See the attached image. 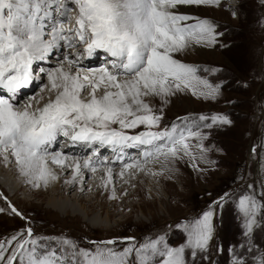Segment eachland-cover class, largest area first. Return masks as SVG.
<instances>
[{"label": "snow or ice", "instance_id": "6c2138e0", "mask_svg": "<svg viewBox=\"0 0 264 264\" xmlns=\"http://www.w3.org/2000/svg\"><path fill=\"white\" fill-rule=\"evenodd\" d=\"M222 3L223 0H0V157L5 162L14 158L20 175L34 188L57 179L49 168V157L52 164L60 167L72 161L68 164L73 172L72 180L66 181L69 184L77 179L83 182V169L96 173L105 164L92 158L81 162L62 152H50L61 135L73 144L109 147L115 159L123 161L121 178L130 170L155 176L158 173L148 164L168 162L181 153L195 160L193 149L203 159L207 136L201 127L230 125L229 118L222 114L180 117V123L173 121L160 129L162 117L145 98L160 97L167 103L169 96L186 92L216 97L220 85L209 83L197 74V66L176 59L174 54L194 45H215L222 35L212 21L182 13L179 7H220ZM73 11L75 16L70 17ZM71 19L74 25L66 27ZM60 47L72 49L63 56L69 70L65 71L62 62L47 72L40 68L34 75V63L46 60ZM100 52L108 58L104 66L83 68V58ZM78 64L80 67H76ZM45 72L49 85L40 91H55V98L34 108L31 101L37 97L32 96L21 105L19 92L40 80V74ZM101 87L103 95L98 97ZM86 89L88 99L83 98ZM209 119L211 123H203ZM141 125L147 130L134 135L125 131ZM129 148L141 149L139 158L125 161V150ZM98 151L94 149V155ZM252 151L257 150L253 147ZM105 175L107 188L113 182L111 167L105 169ZM114 193L113 189L110 199L116 198ZM229 195L225 193L213 203L223 207ZM236 204L251 251L252 233L264 227V201L245 192ZM9 208L21 215L11 204ZM213 215L210 205L199 218L185 223L186 241L178 247L170 246L165 236L158 235L139 244L135 237L90 241L93 247L84 248L67 237L36 236L29 227L0 240V264H14L18 259L20 264H188L186 250L191 251L193 260L198 253L207 251L213 237ZM53 240L54 244L50 242ZM118 243L125 246L119 248ZM229 252L232 264H246L235 249ZM254 264H264V253L254 257Z\"/></svg>", "mask_w": 264, "mask_h": 264}, {"label": "rangeland", "instance_id": "374dc122", "mask_svg": "<svg viewBox=\"0 0 264 264\" xmlns=\"http://www.w3.org/2000/svg\"><path fill=\"white\" fill-rule=\"evenodd\" d=\"M178 10L212 21L217 26L216 31L222 33L215 45H194L205 51L188 54V50L174 55L184 63L197 66V74L213 85L219 84L220 89L214 99L194 96L191 92L169 96L167 103L160 97L150 98L153 111L162 117L159 128L169 127L173 121L180 123V117H211L213 114L226 115L231 124L201 127L207 136L203 141L206 149L203 159L199 151L193 149L195 160L181 153L177 159L158 163L155 176L163 188L162 197L146 190L151 175L139 171L133 179L126 178V181L131 179L130 190L125 198L121 195L120 202H111V190H96L85 194L83 201L71 208L76 198L73 191L63 194L68 195L69 202L58 203L64 208L62 211L47 206L49 195L57 191L51 192L43 185L33 188L24 183L27 192L21 188L12 198L0 186V208L5 209L0 212V240L30 227L36 236L67 237L84 248L93 247L90 241L135 237L139 244L145 238L158 235L165 236L170 246L178 247L186 241L183 225L199 218L211 205L213 237L207 251L198 253L194 260L191 251L186 250L188 264H232L229 249L242 255L246 264H254V257L264 253V227L254 230L252 250L248 251L249 238L243 235V217L236 204L239 195L245 192L254 193L257 199L264 201V3L261 0H223L220 7L180 6ZM65 68L69 70L68 66ZM103 91L101 87L96 95L102 96ZM48 92L45 95L51 98L50 93L54 92ZM86 93L85 90L83 96H87ZM32 94H39V90ZM29 97H25L26 100ZM203 123H211V120ZM145 129L141 125L127 130ZM104 154L99 155L104 157ZM14 164L13 159L9 161L10 169L6 171L0 163V179H6V172L17 176ZM107 167L105 165L104 169ZM85 183L88 188L95 184L89 177ZM249 184L253 186L251 189ZM122 189L118 187L115 193ZM225 193L230 195L223 207L213 203ZM9 204L21 215L12 213ZM106 210L110 218L104 222ZM124 246L117 244L119 248ZM14 264H20L19 259Z\"/></svg>", "mask_w": 264, "mask_h": 264}, {"label": "bare ground", "instance_id": "6f19581e", "mask_svg": "<svg viewBox=\"0 0 264 264\" xmlns=\"http://www.w3.org/2000/svg\"><path fill=\"white\" fill-rule=\"evenodd\" d=\"M72 16H74V15L72 14ZM188 50H189V52H187L188 54L193 53L195 51L197 52V51H200V50H204L205 51V49H203V47H198V46H192ZM188 50H186V51H188ZM71 51H72V49H67V48H64V47H60L59 50H57V51L53 50L52 54L48 58L52 59V57L58 52L59 53L58 57H60L59 58L60 62H64L63 61L64 54L65 53H70ZM181 53H183V52H181ZM99 55L102 56V55H104V53L100 52ZM98 62H99V58H96L94 60L93 59L89 60V59H84L83 58L81 60V64L83 66L88 65V64H92L93 66H96L98 64ZM55 65H57V64L43 63V64H37L36 68L39 69V68H42V66H45V67L48 66L49 67V66H55ZM76 67H80V64L76 65ZM72 71L74 72L75 69H73ZM45 82H47V85H46ZM48 85H49L48 79L46 78L44 80V76L42 75V77H41V79L39 81L33 82L31 84V89L29 91H23V92L20 93V95L18 96V100H19L20 104L22 105L23 103L28 102V100H26L25 97L30 95V97H32V96H36L37 97V99L31 101L34 108L35 107H43V105L48 102L50 97H46V95H45L46 93H49L47 89L43 93H41L40 90H41V87H45V86H48ZM38 90H39V94H32L33 92H37ZM53 92L54 93H50L51 99H54L55 95H56V92L55 91H53ZM86 92L87 93L85 95H87V96H83L84 99H88L89 90L86 89ZM150 98H153V97L145 98L148 103L150 102ZM38 100H39V102L37 103ZM60 137L61 136H58L57 138H60ZM104 148L105 147H101V150H99L97 152L98 154L95 156V159L98 162L99 161H105V164L102 167H98V170H97L96 173L91 172L89 169H83V176H84L83 182L81 180L77 179L74 183H71V184L66 183V181L72 180V177H73L72 169H71V167L68 166V164H71L72 161H68V164H66L64 167H60V166H58L56 164H52L50 162V157H49V168L56 175L57 179L54 180V181H51L47 186H44V187H47V188L51 189V192H54V193H56V191H57V194L49 195V200H48V203H47L48 207H50L51 209H56L57 211H62L63 207H61L58 203L60 201L69 202L68 201L69 200L68 195L67 196H63V194H66L68 192H73V191L76 192L75 196H74L76 198H73V200H74L73 202L74 203H72L73 206L71 207V208H75L77 206L76 202H82L83 198H84V195L88 194L89 192H95L96 190H99V191L105 190V192H108V191L111 190L110 194L112 196L113 195V189L114 190L115 189L118 190V187L121 186V187H123V189L118 191V193L119 192L120 193L119 194L118 193H114L116 198L115 199H111V202L112 201L113 202H120L119 199H121V195H123V197H124V195H126V192L130 190L128 188V186H129V183H130L131 179L126 181L127 180L126 178L130 177V178L133 179L134 177H136L137 172H136V170H130V173L126 172L124 177L121 178L119 173L121 172L120 169H122L121 165H122L123 162L119 163L116 159H115V161H113L112 158L107 159V158H104V157H100L99 154L105 153ZM62 153L64 155H67V156H70V157L74 156L77 159H78L79 154H83L84 155V153H80V152L78 153V151H74V150L67 149V148L64 149ZM12 159L15 162V159L12 158V157L9 158V161H12ZM8 162H5L3 160V157L0 158V163L3 164L4 167H6V171H8L10 169V165H8ZM108 162H111V163H108ZM14 165L15 166H13V168L15 169L14 171L17 174V176L15 177L11 172H6V174H5V178L6 179L5 180L4 179H0V186L3 188V190L6 193H8L9 196H11V198L21 188H24V191L27 192V189H26L27 186L25 184H27L30 187H32V185L27 182V178H25V177L20 175L16 164H14ZM105 165H108L109 167H111L112 168V173H113V182L111 184H109L107 186V188L104 187V180L107 179V177L105 175V169H104ZM157 165H158V163H150V164L147 165V167L151 168V169H153L155 171L157 169ZM56 167H58V168H56ZM116 167H119L120 169L118 168V169L114 170ZM68 173L70 175H68ZM88 177L92 178L93 183L95 182V184H93V186L90 185L91 186L90 188H88L89 185L86 186V183H85V180ZM146 188H147L146 190H148V192L150 194L154 193V194L160 195V196L162 194H164L163 188L159 185V181L157 180L156 176H153V175L150 176V178L146 182ZM133 194H136V191H134ZM78 199H79V201H78ZM87 202H89V200H87ZM79 205H80V207L83 206L81 208L84 209V205H82V203H80ZM105 206H106V204H105ZM102 208L103 207H101V209ZM107 213L108 212L106 210L105 218L103 220L104 222H107L108 218H110L107 215ZM103 225L100 226V227H103Z\"/></svg>", "mask_w": 264, "mask_h": 264}]
</instances>
